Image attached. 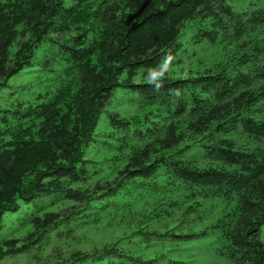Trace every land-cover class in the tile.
<instances>
[{
  "label": "trees",
  "instance_id": "1",
  "mask_svg": "<svg viewBox=\"0 0 264 264\" xmlns=\"http://www.w3.org/2000/svg\"><path fill=\"white\" fill-rule=\"evenodd\" d=\"M231 1L0 0V230L29 225L0 258L104 227L41 264H264V0ZM185 32L211 52L154 80ZM28 70L44 85L2 97ZM116 89L138 110L102 135Z\"/></svg>",
  "mask_w": 264,
  "mask_h": 264
},
{
  "label": "rangeland",
  "instance_id": "2",
  "mask_svg": "<svg viewBox=\"0 0 264 264\" xmlns=\"http://www.w3.org/2000/svg\"><path fill=\"white\" fill-rule=\"evenodd\" d=\"M66 3L70 0H65ZM236 8L243 6L249 0H232L231 1ZM188 38V32H185L183 37H181L182 48L174 55L168 65L171 69H176L181 74H184L189 69H196L198 67L199 61L209 52L210 48L200 45H192L186 42ZM38 73V72H37ZM34 71L21 72L17 76H13L10 80V88L4 90L1 93L2 97H15L21 95L26 86L30 83L32 85V90L38 89L44 85V83L39 84L37 79L34 78L37 75ZM143 77L137 75L135 80H141ZM25 85V86H24ZM23 86V87H22ZM138 106L136 103L131 101L128 98V94L123 92L120 89H116L112 98L107 102L103 115L99 121L98 131L105 135L109 129V125L105 120V113L112 111L119 114L121 117H129L132 114L136 113ZM92 149V148H91ZM112 151L103 150L99 145H95L90 151V156L95 160H100L104 156L112 154ZM97 163L98 168H106L107 171H110L113 166H110L112 160L108 159L107 161ZM65 204L62 202L61 205ZM59 205H55L52 208H57ZM16 213H7L4 215V220L2 228L0 230V237L4 238H23L28 229V223L24 220V209ZM119 233V230L117 231ZM116 233V234H117ZM113 232H110L104 227H83L77 230L71 238L68 239H59L58 237H52L50 241L43 247L41 254H36V258L31 254H7L3 259L0 258L1 264H41L48 259H54L55 255H66L69 251L74 248H79L82 250L90 249L92 246L100 245L105 239H108ZM262 239L264 240V226L262 229ZM193 251L197 254L195 255L194 261L191 264H207L206 256L199 255L200 250L193 248ZM48 258V259H47Z\"/></svg>",
  "mask_w": 264,
  "mask_h": 264
},
{
  "label": "clouds",
  "instance_id": "3",
  "mask_svg": "<svg viewBox=\"0 0 264 264\" xmlns=\"http://www.w3.org/2000/svg\"><path fill=\"white\" fill-rule=\"evenodd\" d=\"M167 57H168L169 60L174 59L173 56H171V55H168ZM168 68H169V65H168V64H165V65L163 66V69H164V70H162V71H154V72H152V73H151L152 78H153L154 80H159L160 77H162V76H164V75L166 74V70H168ZM146 81H147L148 84H150V83L152 82V80H146Z\"/></svg>",
  "mask_w": 264,
  "mask_h": 264
}]
</instances>
